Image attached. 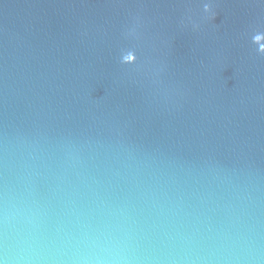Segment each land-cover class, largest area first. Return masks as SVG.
Returning a JSON list of instances; mask_svg holds the SVG:
<instances>
[{
    "label": "water",
    "instance_id": "obj_1",
    "mask_svg": "<svg viewBox=\"0 0 264 264\" xmlns=\"http://www.w3.org/2000/svg\"><path fill=\"white\" fill-rule=\"evenodd\" d=\"M0 264H264V0H0Z\"/></svg>",
    "mask_w": 264,
    "mask_h": 264
}]
</instances>
